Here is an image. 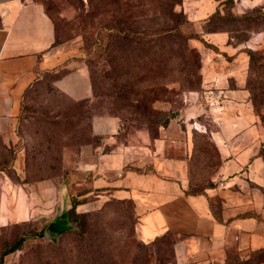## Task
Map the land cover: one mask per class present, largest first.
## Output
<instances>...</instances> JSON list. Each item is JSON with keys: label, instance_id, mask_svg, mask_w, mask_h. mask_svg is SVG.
I'll return each mask as SVG.
<instances>
[{"label": "rangeland", "instance_id": "374dc122", "mask_svg": "<svg viewBox=\"0 0 264 264\" xmlns=\"http://www.w3.org/2000/svg\"><path fill=\"white\" fill-rule=\"evenodd\" d=\"M36 1L49 6L57 22V40L71 43L75 58L86 65L100 94L93 97L92 92L85 100L64 94L54 84L61 71L46 72L26 92L22 100L25 117L20 127L25 137L22 179L52 181L56 187L54 200L65 194L71 205L74 197L79 201L75 209L80 213L74 220L67 218L69 223L64 226L48 227L46 219L31 218L30 223L0 229V251L16 236L24 238L20 248L2 256L0 264H173L168 245L159 241L148 245L139 238L130 199L108 194L98 197L92 173L80 171V149L98 140L92 130L94 114L117 115L126 120L123 127L144 124L150 133L144 116L136 112L147 109L153 120L150 135L157 134L160 126L155 125V120L166 117L167 123L176 118L184 125L191 124L186 142L187 191H202L214 185L221 158L212 131L218 127L223 100L229 96L227 89L236 83L207 85L202 61L203 57L220 53L226 58L240 55L241 86L247 91V104L263 126L259 152L264 159V64H252L250 57L251 51L264 55V18L242 16L246 12H264V0H215L217 8L202 19L189 16L185 11L189 0H180L176 10L186 19L181 28L192 35L188 45L197 57V78H192L191 86H182L177 80L182 57L169 51L175 47L173 41L166 42L163 49L155 44L157 50L164 52L155 57L157 77L153 78H149L154 73L150 66L137 68L125 62L119 37L106 44L110 32L107 27L116 19L135 18L142 28L165 24L167 18L158 0ZM218 32L225 33L226 40L217 42L211 38ZM221 44L229 50L220 49ZM106 46L111 49L113 67H108L103 50ZM139 71L143 72V79H136ZM104 74L106 80L125 85V93H112L102 81ZM125 78L131 83L126 84ZM33 230L37 232L31 233Z\"/></svg>", "mask_w": 264, "mask_h": 264}, {"label": "crops", "instance_id": "0c3cea01", "mask_svg": "<svg viewBox=\"0 0 264 264\" xmlns=\"http://www.w3.org/2000/svg\"><path fill=\"white\" fill-rule=\"evenodd\" d=\"M188 4L189 16L202 19L218 3ZM211 38L223 42L227 37L218 32ZM220 49L229 50L222 44ZM74 54L70 42L56 40V26L41 2L0 0V146L13 153L8 166L0 155V226L31 218L46 219L48 227L69 223L63 212L70 201L65 194L54 200L52 181L16 180L8 169L22 179L21 99L35 80L61 71L56 87L74 99L92 96L86 65ZM239 56L215 53L202 61L207 85L236 83L227 89L218 127L212 131L221 158L214 185L187 191L191 124L176 118L151 136L144 124L122 127L117 115L94 114L92 130L98 140L80 149V171L92 173L98 197L130 199L139 238L153 246L157 241L168 245L173 264H264L263 126L247 104Z\"/></svg>", "mask_w": 264, "mask_h": 264}, {"label": "trees", "instance_id": "16d2710c", "mask_svg": "<svg viewBox=\"0 0 264 264\" xmlns=\"http://www.w3.org/2000/svg\"><path fill=\"white\" fill-rule=\"evenodd\" d=\"M180 2V0H158V4L160 8H162V14L167 18V21H165V24L162 23V25L158 27H145L142 28L140 24L137 23V20L135 18L133 19H126V18H120L116 19L113 23L109 24L107 27L110 32L106 35L107 38V43L109 44L116 39V37H119L121 40L118 43V46L120 50L123 49L125 52V62L127 61L129 65L132 67H149L150 66V71H153V74H150L149 78L157 77L155 75V64L156 60L155 57L160 55L164 52L163 46L166 47V42L168 41H173L175 44V47L170 48V52H177L179 56L182 57V60L180 61L181 65V73L178 77V81L180 85L182 86H191L193 85V77L197 78V69L198 66H196L197 62V57L196 55L192 52L193 49L189 47L188 45V39L192 36L190 34L185 33L182 28L181 24L186 21L184 15L182 12L176 10V5ZM45 11L50 15L52 20L54 21L55 26L57 25V22L55 19L51 16V13L49 12V6L45 5L44 6ZM252 16L256 17H261L264 18V12L263 11H257L256 14H252L251 12H246L242 16L244 18H251ZM59 34L57 32V26H56V40L58 38ZM116 41V40H115ZM118 42V40H117ZM162 42V44L160 43ZM155 44H159L161 46V50H157L155 48ZM116 45V44H115ZM104 52L105 55L107 56V64L108 67H113L115 66V63L112 64V58H111V49L109 46L104 47ZM113 50V49H112ZM167 52V51H166ZM250 57H251V63H255L257 61H260L261 64H264V55L263 54H258L257 52H250ZM193 58V59H191ZM90 62V60H89ZM89 64V63H88ZM97 64V60H94V65ZM251 64V65H252ZM165 65V64H164ZM105 70V68H104ZM143 70V69H142ZM139 76L136 79H143L142 71H139ZM101 75V73L99 74ZM103 80L105 84L109 86L108 89L111 90L112 93L115 95L119 92H124L125 93V85H121L118 82H111L106 80V74H104ZM124 82L131 83V81L127 78L123 79ZM36 81V80H35ZM33 82V84L35 83ZM155 81V80H152ZM32 84V85H33ZM91 84H92V91H93V97L98 96L100 93L96 90V86L94 81L91 79ZM31 85V86H32ZM29 86L26 88L24 91L23 97L21 99V112H20V120L24 119V110H23V98L26 94V92L30 89ZM166 86V85H165ZM58 88V87H57ZM124 88V89H123ZM166 88V87H164ZM59 89V88H58ZM60 90V89H59ZM62 91V90H61ZM63 92V91H62ZM64 93V92H63ZM65 94V93H64ZM87 99V98H85ZM83 99V100H85ZM139 107V106H138ZM155 110V109H154ZM139 115L144 116V121L147 124L150 134L152 130V123L153 120L150 118L151 111L147 109H142L141 111L137 109L136 111ZM120 118V123L121 126L123 127L124 124H126V120ZM168 117L160 119V120H155L156 126L158 125H165L167 123ZM128 121V120H127ZM152 122V123H151ZM156 135V134H154ZM151 135V136H154ZM5 148V149H4ZM0 155L4 156L5 160V165H10V161L13 158V153L12 149L6 147L4 144H1L0 146ZM4 165V164H3ZM9 173L12 175L13 178L16 180H21L25 181L24 179H20L16 174H14L10 169H8ZM199 192V191H196ZM78 199H75L74 197L72 198V204L63 212L64 216H66L68 219L74 220V217H77V215L80 213L76 211V204L79 202L77 201ZM32 219L29 220H24L20 222H15V223H10L7 225L0 226V229H3L5 227H8L9 225H17V224H24V223H30ZM70 230V229H69ZM37 231L33 230L31 233H36ZM40 233L42 231H39ZM23 236L19 235L16 236L13 241L5 245L3 249L0 251V260L3 255L6 253L16 250L21 247V243L23 241ZM148 245H151V243H147Z\"/></svg>", "mask_w": 264, "mask_h": 264}]
</instances>
